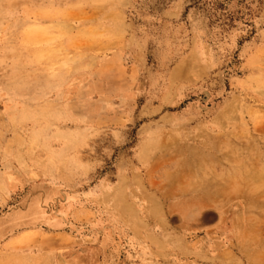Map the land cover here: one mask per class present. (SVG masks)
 I'll return each instance as SVG.
<instances>
[{"label": "rangeland", "instance_id": "rangeland-1", "mask_svg": "<svg viewBox=\"0 0 264 264\" xmlns=\"http://www.w3.org/2000/svg\"><path fill=\"white\" fill-rule=\"evenodd\" d=\"M0 264H264V0H0Z\"/></svg>", "mask_w": 264, "mask_h": 264}, {"label": "bare ground", "instance_id": "bare-ground-1", "mask_svg": "<svg viewBox=\"0 0 264 264\" xmlns=\"http://www.w3.org/2000/svg\"><path fill=\"white\" fill-rule=\"evenodd\" d=\"M204 208V207H203ZM88 258H90V257H88Z\"/></svg>", "mask_w": 264, "mask_h": 264}]
</instances>
